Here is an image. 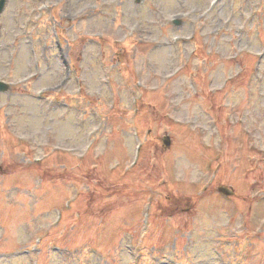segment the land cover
<instances>
[{
    "label": "rangeland",
    "instance_id": "374dc122",
    "mask_svg": "<svg viewBox=\"0 0 264 264\" xmlns=\"http://www.w3.org/2000/svg\"><path fill=\"white\" fill-rule=\"evenodd\" d=\"M0 81V264H264V0H6Z\"/></svg>",
    "mask_w": 264,
    "mask_h": 264
},
{
    "label": "water",
    "instance_id": "95a60500",
    "mask_svg": "<svg viewBox=\"0 0 264 264\" xmlns=\"http://www.w3.org/2000/svg\"><path fill=\"white\" fill-rule=\"evenodd\" d=\"M140 1L141 0H136V3H139ZM7 89H8L7 86L0 83V91L5 92V91H7ZM163 140H164L165 145L169 146V138L166 137ZM219 192L223 193L226 196L232 195V193L230 191H228L226 188H223V187L219 188Z\"/></svg>",
    "mask_w": 264,
    "mask_h": 264
}]
</instances>
